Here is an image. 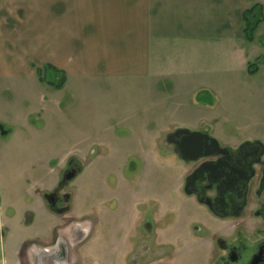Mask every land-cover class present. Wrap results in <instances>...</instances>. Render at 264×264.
<instances>
[{
  "label": "crops",
  "instance_id": "obj_1",
  "mask_svg": "<svg viewBox=\"0 0 264 264\" xmlns=\"http://www.w3.org/2000/svg\"><path fill=\"white\" fill-rule=\"evenodd\" d=\"M254 5L264 17V0H0V118L11 112L14 127L32 134L37 117L51 133L64 102L57 93L69 83H107L145 96L124 120L145 134L151 127L152 140L202 124L225 139L222 126L232 123L264 144V48L259 35H244ZM46 66L64 75L60 88L40 80ZM167 119L171 127L154 129Z\"/></svg>",
  "mask_w": 264,
  "mask_h": 264
},
{
  "label": "rangeland",
  "instance_id": "obj_2",
  "mask_svg": "<svg viewBox=\"0 0 264 264\" xmlns=\"http://www.w3.org/2000/svg\"><path fill=\"white\" fill-rule=\"evenodd\" d=\"M255 36L264 48V24L259 26ZM260 59L264 68V54ZM46 80L54 82L52 77ZM73 85L69 83L57 93L64 102L62 112L56 113L58 128L51 133H42V122L36 120L37 117L34 125L38 131L31 134L23 127H14L10 122L11 112L1 114L0 125L9 133L0 135V264H15L13 254L23 239L49 243L52 226L58 220L48 212L42 196L57 184L69 158L78 160L83 169L69 185L75 208L82 211V202L86 203V210L93 207L98 199L93 197L95 194L103 203L96 211L98 238L90 243L88 254L105 264H118L125 245L123 238L136 227L141 229L140 221L145 217L141 216L139 205L148 209L157 207L167 199L168 189L173 186V195L179 203L183 200L179 192L181 168L167 156L171 145L165 138L169 133L157 132L156 136L161 137L154 139L153 152L152 128L149 127L150 133L145 134L140 122L129 124L130 120H124L143 108L145 96L139 90L116 89L107 83ZM35 109H40L42 116L44 104L37 102ZM62 116L66 117L65 121ZM153 125L156 131L171 127L168 119ZM235 125L222 126L225 139L215 136L213 126L207 124H202L200 131L221 145L228 143L235 147L250 139L242 138L245 131H238ZM130 166L135 167L133 175L128 174ZM65 192L68 191L65 189ZM39 197L47 212L40 207ZM175 207L176 217L169 220L170 230L161 228L159 232H165V237L177 250L188 244L189 236L186 241L181 239L191 230V222L179 204ZM193 213L206 219L200 212ZM160 216L162 213L155 216V222L162 227ZM206 227L213 229L212 224ZM30 247L36 249V245ZM29 253L34 255L33 250ZM84 264L91 263L86 259Z\"/></svg>",
  "mask_w": 264,
  "mask_h": 264
},
{
  "label": "flooded vegetation",
  "instance_id": "obj_3",
  "mask_svg": "<svg viewBox=\"0 0 264 264\" xmlns=\"http://www.w3.org/2000/svg\"><path fill=\"white\" fill-rule=\"evenodd\" d=\"M165 140L171 145L167 156L181 168L179 192L183 200L178 202L173 186L157 207L139 205L145 218L140 221V230L136 227L123 238L118 264H264V144L246 140L235 147L219 143L209 147L205 139L189 138L176 130ZM82 170L78 160H67L57 184L42 196L48 212L58 220L51 241L26 240L14 251L15 264H84L86 259L91 264H105L88 254L90 243L98 238L96 214L103 204L101 198L95 194L98 199L93 207L86 210L82 202L83 210H78L69 187ZM127 171L133 175L135 167H127ZM177 204L188 213L191 230L181 239L186 241L189 236L188 244L175 250L165 232L159 231L170 230L169 220L175 219ZM160 213L162 227L155 222ZM207 223L213 225L212 230ZM32 244L36 249L30 247Z\"/></svg>",
  "mask_w": 264,
  "mask_h": 264
},
{
  "label": "trees",
  "instance_id": "obj_4",
  "mask_svg": "<svg viewBox=\"0 0 264 264\" xmlns=\"http://www.w3.org/2000/svg\"><path fill=\"white\" fill-rule=\"evenodd\" d=\"M264 21L263 10L259 5H254L244 13V35L248 42L254 41V34L258 26ZM256 64L248 66V72L250 74L255 73ZM40 80L53 85L56 88H60L63 84L64 75L50 66L44 67L42 72H39ZM47 77H52L54 82L47 81Z\"/></svg>",
  "mask_w": 264,
  "mask_h": 264
},
{
  "label": "water",
  "instance_id": "obj_5",
  "mask_svg": "<svg viewBox=\"0 0 264 264\" xmlns=\"http://www.w3.org/2000/svg\"><path fill=\"white\" fill-rule=\"evenodd\" d=\"M176 132H178V133L179 132H182L183 134H186V136H188L189 138L190 137H196V136L198 138H203V139H205L208 142L207 145L209 147H211V146L218 147L219 146L217 140H215L214 138H210L208 135H206L204 133H200V132H194V133H192V132H190L188 130H180V129H177ZM8 133L9 132L7 130H5L3 126L0 125V135L1 136H6ZM70 178H71V175H69L67 177V179H70Z\"/></svg>",
  "mask_w": 264,
  "mask_h": 264
}]
</instances>
